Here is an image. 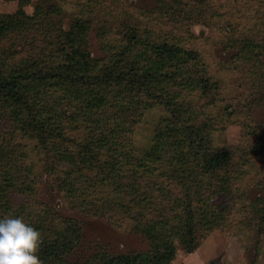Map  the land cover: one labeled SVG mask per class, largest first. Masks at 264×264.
I'll use <instances>...</instances> for the list:
<instances>
[{
  "label": "rangeland",
  "instance_id": "374dc122",
  "mask_svg": "<svg viewBox=\"0 0 264 264\" xmlns=\"http://www.w3.org/2000/svg\"><path fill=\"white\" fill-rule=\"evenodd\" d=\"M40 3L44 12L36 15ZM171 5L175 11H168ZM18 7V0H0L4 75L16 70L42 74L59 67L64 58L54 57L55 45L82 18L87 21L85 44L98 62L108 57L104 46L115 53L124 49L126 35L148 50L153 44L191 50L196 56L191 60L206 72H187L194 83L201 75L204 81L181 95L180 102L192 108L184 117L165 103L137 113L115 102H100L99 109L90 110L76 89L54 81L36 106L0 95V181L6 170L18 178L9 192L14 202L29 209L31 202L47 206L53 223L80 221L82 239L69 256L72 262H86L103 251L147 252L148 239L134 219L121 215L123 202L108 185L109 178L129 180L144 173L143 165L152 159L161 163L178 154L188 157V149L177 151L174 142L180 137L173 132L167 131L168 140L158 145L162 128L185 125L195 133L203 125L211 135L207 146L234 156L230 193L212 197L214 208L227 206L230 220L211 231L196 251L176 243L171 264H264V236L248 214L252 202L264 196V0H32L25 6L30 17L17 14ZM209 84L214 89L210 98L203 93ZM175 86L181 90L186 84ZM42 110L59 128L49 142L42 134L38 142L28 124ZM239 200L246 204L242 211ZM152 217L146 214L147 220ZM198 233H204L203 226Z\"/></svg>",
  "mask_w": 264,
  "mask_h": 264
},
{
  "label": "trees",
  "instance_id": "16d2710c",
  "mask_svg": "<svg viewBox=\"0 0 264 264\" xmlns=\"http://www.w3.org/2000/svg\"><path fill=\"white\" fill-rule=\"evenodd\" d=\"M31 2L32 0H18L17 14L30 17L25 6ZM173 7H168V11H175ZM44 8L40 3L35 14L40 15ZM86 23L83 18L77 20L64 33L61 43H56L54 57L64 58L59 67L49 68V72L42 74L31 70H16L7 71V75H4L0 71V95L16 98L31 107L36 106L42 102L43 90L54 81L76 89L78 99H82V103L90 110L94 107L99 109L100 102H115L122 103L121 106L126 109H133L134 113L141 107L144 109L157 103H165L179 117L192 111V108L180 102L181 95L191 87L198 88V83L204 81V76L201 75V80L194 83L191 74L206 72L191 60V55L195 56L193 51L175 46H170L169 49L168 45H164L163 48L166 49L163 51L162 47L157 48L154 44L148 50L149 47L144 42L124 35L125 48L115 53L107 45L104 46L108 57L98 62L85 44L88 35ZM261 54L264 55V49ZM188 71L191 73L189 78ZM176 81L186 86L179 90L175 86ZM212 85L209 84L203 91L209 98L214 94ZM85 95L87 97L84 98ZM44 112L42 110L32 116L34 119L31 117L28 123L34 131L32 135H37L38 142H41V138L49 142L59 132L56 122L53 124ZM197 115L199 113L195 110L194 117ZM167 125V128H162L158 145H164L168 140L171 134L166 136L167 131L173 132L174 136L180 137L174 142L177 151L186 153L188 149V157L178 154L177 158L161 163L152 159L143 165L146 168L144 173L138 172L129 180L109 178L108 182L111 190L123 202L120 204L121 215H128V218L137 222V229L149 241V251L119 255L103 251L95 253L86 262H72L69 256L82 239L80 221L63 219L62 222H50L53 217L50 209L47 206L38 208L32 202L33 208H21L9 193L16 186L18 178H11L8 170L5 171L6 176L4 175L2 182L0 181V217L19 215L40 230L43 241L39 255L43 264H171L176 257V243L189 252L196 251L211 231L223 229L230 220L227 206L214 208L212 197L219 192L230 193L232 176L229 174V167L234 156L230 150H214L207 146L205 140L210 142L211 137L207 126L193 127L195 133H188L185 125ZM38 134H42L44 138H40ZM92 144L95 145V141ZM155 169H161V172L157 174ZM24 183L26 184V180ZM239 202L236 205L238 211H242L246 204L243 200ZM148 213L153 217L147 220ZM248 214L254 229H258L264 236V196L252 202ZM201 226L204 228L202 235L198 233V227Z\"/></svg>",
  "mask_w": 264,
  "mask_h": 264
},
{
  "label": "clouds",
  "instance_id": "9594fccd",
  "mask_svg": "<svg viewBox=\"0 0 264 264\" xmlns=\"http://www.w3.org/2000/svg\"><path fill=\"white\" fill-rule=\"evenodd\" d=\"M43 236L22 216L0 217V264H43Z\"/></svg>",
  "mask_w": 264,
  "mask_h": 264
}]
</instances>
